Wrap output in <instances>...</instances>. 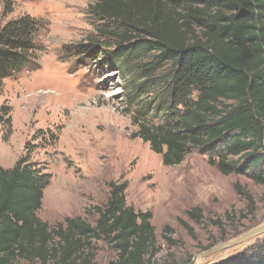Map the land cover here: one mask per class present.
Masks as SVG:
<instances>
[{
  "label": "trees",
  "instance_id": "16d2710c",
  "mask_svg": "<svg viewBox=\"0 0 264 264\" xmlns=\"http://www.w3.org/2000/svg\"><path fill=\"white\" fill-rule=\"evenodd\" d=\"M89 11L95 34L74 51L96 60L103 50L124 73L138 107L131 137L165 166L195 149L221 174L264 185V0H94ZM40 27L27 13L0 25V96L6 79L39 67ZM1 113L9 119L10 107ZM49 178L23 157L0 167V264H91L97 240L115 249L113 264L150 259L152 214L127 206L126 181L110 183L93 225L73 217L50 226L38 217ZM216 264H264V245Z\"/></svg>",
  "mask_w": 264,
  "mask_h": 264
},
{
  "label": "rangeland",
  "instance_id": "374dc122",
  "mask_svg": "<svg viewBox=\"0 0 264 264\" xmlns=\"http://www.w3.org/2000/svg\"><path fill=\"white\" fill-rule=\"evenodd\" d=\"M93 2L0 0V25L24 13L41 24L39 67L4 82L0 107L10 113L0 117V167L23 157L49 174L38 217L50 226L73 217L93 225L110 183L126 181L127 206L152 214L155 242L144 264H216L253 253L264 245V231L197 258L264 225V185L246 174H221L195 149L165 166L148 143L131 137L137 127L130 110L138 107L129 103L124 73L103 50L96 60L74 51L95 34ZM153 111H146L150 120ZM91 248V264L117 259L107 241Z\"/></svg>",
  "mask_w": 264,
  "mask_h": 264
},
{
  "label": "water",
  "instance_id": "95a60500",
  "mask_svg": "<svg viewBox=\"0 0 264 264\" xmlns=\"http://www.w3.org/2000/svg\"><path fill=\"white\" fill-rule=\"evenodd\" d=\"M262 231H264V225L256 227V228L250 230L249 232L244 233L243 235L235 238L234 240L228 241V242H226L224 244L217 245V246L211 248L209 251L200 254L197 258L199 259L201 257L209 256V255H211V254H213V253H215L217 251H220L222 249H225L227 247L235 245L236 243L241 242V241H243V240H245V239H247V238H249V237H251V236H253L255 234H258V233L262 232Z\"/></svg>",
  "mask_w": 264,
  "mask_h": 264
}]
</instances>
